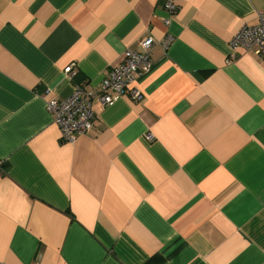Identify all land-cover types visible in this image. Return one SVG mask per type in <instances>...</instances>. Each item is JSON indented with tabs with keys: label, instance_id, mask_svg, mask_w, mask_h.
<instances>
[{
	"label": "crops",
	"instance_id": "obj_1",
	"mask_svg": "<svg viewBox=\"0 0 264 264\" xmlns=\"http://www.w3.org/2000/svg\"><path fill=\"white\" fill-rule=\"evenodd\" d=\"M174 2L0 0V264H264V59L228 56L264 0ZM147 36L142 99L101 106ZM76 83L95 118L62 141Z\"/></svg>",
	"mask_w": 264,
	"mask_h": 264
},
{
	"label": "built area",
	"instance_id": "obj_2",
	"mask_svg": "<svg viewBox=\"0 0 264 264\" xmlns=\"http://www.w3.org/2000/svg\"><path fill=\"white\" fill-rule=\"evenodd\" d=\"M163 8L168 15L177 10L174 0H163ZM170 19H166L168 24ZM172 40L170 35L163 39L166 48ZM139 49L127 48L122 61L113 67L102 79L97 100L101 106L110 105L114 101L112 93L127 95L134 100L142 99V92L137 85V78L149 71L151 66V49L154 39L151 36L140 39ZM241 46L252 50L257 56L264 59V12H259L256 24L243 25L232 37L228 56L234 58L236 49ZM64 73L72 78L74 75L73 64L64 68ZM93 94L88 92L83 84H73L72 92L65 98H52L46 106L60 130L62 141H73L78 135L85 134L92 126L95 112L92 108ZM151 139V135H146ZM2 161H0V166Z\"/></svg>",
	"mask_w": 264,
	"mask_h": 264
}]
</instances>
